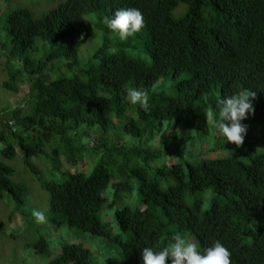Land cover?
Here are the masks:
<instances>
[{
    "label": "trees",
    "instance_id": "1",
    "mask_svg": "<svg viewBox=\"0 0 264 264\" xmlns=\"http://www.w3.org/2000/svg\"><path fill=\"white\" fill-rule=\"evenodd\" d=\"M182 3L187 10L177 19L173 11ZM129 8L143 15L142 29L149 35V66L122 52L106 54L98 50L78 74L48 80V70L56 59L64 57L74 63L86 33L84 14L93 12L102 19ZM4 30L11 40L8 64L34 50L38 40L52 47L39 61L26 59L22 69L12 71L10 81L4 83L5 89L17 93V81L29 78V98L27 109L12 112L14 125L5 122L8 134L0 131V142L5 144L1 154L10 160L16 157V148L8 143L14 139L25 166L35 175L40 174V169L32 158L45 154L47 146H51L53 171L60 170L63 147L70 155L68 162L75 165L76 153L80 155L85 150V146L77 145L79 127L106 131L113 118L124 120L130 112H135L141 122L167 121L173 128L209 134L207 108L202 103L218 111L217 103L223 97L248 89L256 94L252 102L255 112L243 121L264 124V0H65L42 18H35L27 9L16 10L7 17ZM170 74L174 80L187 75L172 86L174 96L153 92L158 79ZM128 88L147 91V113L139 104L128 101ZM24 110L27 113L21 116ZM124 128L134 137L142 136L143 129L133 118L126 121ZM170 134L176 137L174 129ZM94 144L91 149L98 153L103 144ZM134 154L141 156L139 152ZM151 159L149 155L144 161ZM12 175V168L0 161V200L9 194L21 205L26 188L15 183ZM66 175L64 182L43 183V189L50 194L51 212L71 227L109 238L108 224L97 215L107 201L103 191L111 183L106 166L99 163L88 176L71 172ZM132 175L139 180V197L144 206H123L115 211L126 240L120 235L112 240L117 242L124 264H143V248L159 250L182 231H189L199 241L201 252L219 240L230 251L231 264H264V153L251 156L248 163L234 154L164 167L157 170V176L173 180L167 189L160 188L158 179L148 178L143 169L133 170ZM209 189L214 194L209 210L201 211L199 198L186 204L187 195ZM252 221L260 223L257 229L251 228ZM247 239L250 243H245ZM34 246L38 253L47 251L45 240ZM90 262V252L74 244L63 246L50 264Z\"/></svg>",
    "mask_w": 264,
    "mask_h": 264
},
{
    "label": "rangeland",
    "instance_id": "2",
    "mask_svg": "<svg viewBox=\"0 0 264 264\" xmlns=\"http://www.w3.org/2000/svg\"><path fill=\"white\" fill-rule=\"evenodd\" d=\"M65 0H0V131L8 134L5 122L14 125L12 112L16 108L27 107L29 98V84L25 81H17L19 92L15 93L4 88V83L10 81L12 71L22 69L26 59L39 61L52 50L50 45L41 40L36 42L34 50L22 53L13 58L8 64L9 52H11V40L4 30L7 17L19 9L29 10L35 18H42L51 11L59 8ZM187 10L186 4H179L173 11L175 18L182 17ZM86 33L83 41L78 46L77 56L73 60L64 57L56 59L48 70V80L59 78H71L87 67L92 56L102 50L106 54L124 53L127 57L141 61L144 65L151 64L146 42L147 30L141 29L127 39L121 40L118 33L111 31L103 23V18L91 12L83 15ZM181 74L176 80L172 75L161 77L153 85V92H163L167 96H174L172 86L179 79L185 78ZM21 79V78H20ZM35 103V102H34ZM33 103V104H34ZM205 108H211L207 103H202ZM27 109V108H26ZM27 112L21 113L24 116ZM129 118H133L143 129L141 137H134L125 130L124 126ZM247 134L242 146L226 142V139L214 133L210 127L209 134H199L195 131H186L182 128H173L172 122L151 120L141 122L135 112L127 114L126 119L113 118V123L106 131L99 127L78 128L80 141L77 145L85 146V150L78 155L76 164L68 162L69 154L63 147L60 156V170L53 171L51 161V146H47L45 154L35 156L32 162L40 169V174L35 175L23 162V154L18 142L10 138L17 155L13 159H6L1 154L5 144L0 142V161L9 165L13 170L12 180L25 186L26 199L19 205L9 195L5 194L4 200H0V264H50L62 252L65 245H82L90 252V264H124L117 242L112 239L116 235L126 240L118 226L115 211L123 206L132 209L143 208L139 197V180L132 175L133 170L143 169L148 178H157L160 188L167 189L172 186L173 180H167L157 176V170L164 167L184 163L196 164L203 160H215L229 158L236 154L243 162H250V157L258 153H264V124L248 123ZM173 128L176 137H171ZM100 141L103 145L98 153L92 151L94 142ZM135 152L141 154L135 156ZM156 154V157L153 156ZM152 159L145 162L147 156ZM103 163L108 169L111 183L108 189L103 191L107 198L98 212L101 222L108 224L111 231L109 238H101L88 232H83L76 227H71L64 218L54 215L50 209V194L43 189L44 182L61 183L66 180V173H83L88 176L96 165ZM120 189L119 191H117ZM211 189L193 196L187 195L185 202L190 205L194 198L201 200V211L209 210L213 197ZM114 203L112 204V202ZM40 210L44 213L46 221L38 223L32 216V210ZM260 223L250 222L253 229H257ZM181 234L189 240H194L189 231ZM45 240L44 253H38L35 244ZM245 243H250L247 239Z\"/></svg>",
    "mask_w": 264,
    "mask_h": 264
},
{
    "label": "clouds",
    "instance_id": "3",
    "mask_svg": "<svg viewBox=\"0 0 264 264\" xmlns=\"http://www.w3.org/2000/svg\"><path fill=\"white\" fill-rule=\"evenodd\" d=\"M103 23L124 40L143 28L144 18L136 8L119 9L111 17L105 16ZM126 91L131 104H139L146 113L149 111L146 90L128 88ZM255 100V92L248 89L225 96L217 103L218 111L212 108L206 110V123L212 127L215 134L225 138L227 143L240 147L248 130L241 121L245 120L248 114H254L252 102ZM32 216L38 223L46 221L44 213L40 210L33 209ZM141 256L143 264H169V261L170 264H231V253L219 240L201 252L199 241L189 240L179 232L159 250L143 248Z\"/></svg>",
    "mask_w": 264,
    "mask_h": 264
}]
</instances>
